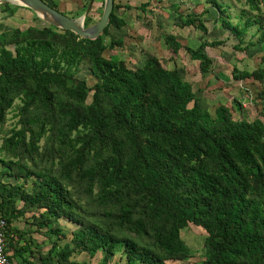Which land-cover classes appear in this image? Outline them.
<instances>
[{"label":"trees","instance_id":"trees-1","mask_svg":"<svg viewBox=\"0 0 264 264\" xmlns=\"http://www.w3.org/2000/svg\"><path fill=\"white\" fill-rule=\"evenodd\" d=\"M89 1L70 12L81 16ZM209 1L217 9L213 26L221 21L230 30L236 50L264 44V0H245L248 7L234 15L229 4ZM4 6L10 14L30 11ZM117 6L96 39L48 24L0 30V132L9 112L18 117L0 145V216L10 259L170 264L191 257L181 232L192 223L207 233L205 258L194 264H264V54L253 70L232 65L234 79L263 85L257 115H244L238 100L212 112L207 97L168 66L174 56L148 55L132 67L108 55L123 45L110 27L127 24ZM103 7L101 0L91 11ZM202 14L179 13L184 25L203 31L199 47L174 34L165 39L174 53L185 48L206 73L214 60L202 47L225 42L206 38ZM96 21L89 14L85 25ZM85 61L93 85L78 77ZM62 219L76 228L67 231ZM27 250L39 261L19 260ZM120 250L121 262L113 263ZM81 253L102 256L74 258Z\"/></svg>","mask_w":264,"mask_h":264},{"label":"rangeland","instance_id":"rangeland-1","mask_svg":"<svg viewBox=\"0 0 264 264\" xmlns=\"http://www.w3.org/2000/svg\"><path fill=\"white\" fill-rule=\"evenodd\" d=\"M48 1L50 3L54 2L60 7L59 0ZM74 1L71 0L69 3ZM219 1L229 4V10L233 15L237 12L240 13L242 9L248 7L244 3L245 0ZM115 2L118 4L116 12L126 19L127 24L121 28L114 25L110 27L111 35L116 38H122L123 45L108 50V55L113 54L115 57L125 59L132 67L143 65L148 55H157L165 58L174 56L168 62V66L180 69L182 75L193 83L197 95L207 97L212 112L215 111V108L219 104H233L238 100L243 105L244 115H248L250 118L257 115V104L261 106L258 91L262 89L263 85L253 78L234 79L232 76V65L236 64L241 69H255L261 64V55L264 54V44H257L243 52L236 50L234 44L238 42V39L230 30L224 29L221 26V21L218 22L216 27L213 26V19L217 17V9L209 0H115ZM96 4L101 5V0L97 1ZM126 5H129V7H126ZM4 7V4H0V30L14 27L25 28L29 23H34L38 26L47 25L40 18H35L32 14L34 13L33 11L29 14L27 11L22 12L23 10L21 9L17 10L14 15L13 13L10 14ZM262 8L264 11V3ZM63 12L73 17L76 16L74 12ZM181 12L203 13L201 16L210 27L206 38L209 41L223 40L225 42L217 46L208 45L202 47V51L207 52L214 60L210 70L206 73L201 72L199 61L194 60L185 48L174 53L166 42L165 35L174 34L184 45H190L194 48L201 45L203 31L193 26L184 25L179 17V13ZM89 14L93 15L95 20H99L102 15L97 10L95 12L91 11ZM34 15L36 14L34 13ZM233 20L236 21V18L234 17ZM255 31L256 29L253 28L245 35V39L252 38ZM109 39L110 36L108 35L106 40L109 41ZM78 77L85 78L89 85H93L96 81L86 61L82 63ZM17 120L18 117L15 116V111L9 112L8 119L0 132V145L5 131L16 124ZM5 180H9V177H5ZM61 221L69 232L76 228L74 224L65 219ZM206 234L202 227L192 223L185 227L181 235L192 248L191 257L179 262H170V264H194L205 258L204 239ZM49 247L48 245L45 251ZM120 254L121 250L116 254L113 263L121 262ZM101 256V253L94 257L87 253H81L76 254L74 258L80 261L97 262Z\"/></svg>","mask_w":264,"mask_h":264},{"label":"water","instance_id":"water-1","mask_svg":"<svg viewBox=\"0 0 264 264\" xmlns=\"http://www.w3.org/2000/svg\"><path fill=\"white\" fill-rule=\"evenodd\" d=\"M9 2L29 8L37 17L59 29L70 30L81 37L96 39L103 34L110 22L111 13L114 10L115 0H104L102 15L99 20L90 26L85 25V19L92 10L95 0H90L84 13L79 17H73L53 7L47 0H0V4Z\"/></svg>","mask_w":264,"mask_h":264},{"label":"crops","instance_id":"crops-1","mask_svg":"<svg viewBox=\"0 0 264 264\" xmlns=\"http://www.w3.org/2000/svg\"><path fill=\"white\" fill-rule=\"evenodd\" d=\"M69 1H71V0H59V3H60V9L62 10V11H70V10H72V11H76L78 8H80L82 5H83V3H84V1L85 0H75L74 2H71V3H69ZM96 3H97V1L95 0V3H94V5H96ZM22 12H24V11H27V12H29V14L30 13H32L31 12V10L29 11V10H27V9H23L22 8ZM26 13V12H25ZM15 15V14H14ZM34 16V15H33ZM15 224L17 225V226H20V227H24V222L23 221H16L15 222ZM39 236V234H37V235H35V237L38 239V241L40 242V238L38 237ZM42 243V242H41ZM47 245V246H46ZM46 245H42L43 246V252L44 253H46L47 251H45L46 250V248L48 247V244H46ZM50 248V247H49ZM26 257H29L30 259H32V260H35V261H39V258H38V256H33L32 255V253H30V250H27V251H24V252H22V254L18 257L19 258V260H21L22 258H26Z\"/></svg>","mask_w":264,"mask_h":264},{"label":"built area","instance_id":"built-area-1","mask_svg":"<svg viewBox=\"0 0 264 264\" xmlns=\"http://www.w3.org/2000/svg\"><path fill=\"white\" fill-rule=\"evenodd\" d=\"M7 250V221L0 216V264H14Z\"/></svg>","mask_w":264,"mask_h":264}]
</instances>
